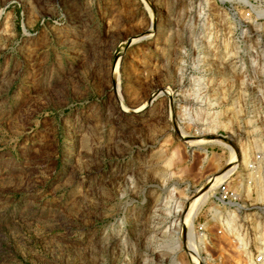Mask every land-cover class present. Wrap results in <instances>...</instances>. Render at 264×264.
I'll return each instance as SVG.
<instances>
[{"label": "rangeland", "instance_id": "1", "mask_svg": "<svg viewBox=\"0 0 264 264\" xmlns=\"http://www.w3.org/2000/svg\"><path fill=\"white\" fill-rule=\"evenodd\" d=\"M263 159L264 0H0V264L258 250Z\"/></svg>", "mask_w": 264, "mask_h": 264}, {"label": "built area", "instance_id": "2", "mask_svg": "<svg viewBox=\"0 0 264 264\" xmlns=\"http://www.w3.org/2000/svg\"><path fill=\"white\" fill-rule=\"evenodd\" d=\"M216 193L213 195V199L219 205L224 206V208L237 210L238 205V193L234 188H232L228 183L221 181L216 188ZM236 206V207H235ZM196 232L200 236H207V231L202 224L196 227ZM217 233H225L228 235L229 245L227 251L221 257L212 256L210 259V264H262L264 262V250H257L244 238H240L239 235L247 234L248 237L252 234L248 226L243 227L239 223L232 225V227H225L221 223V227L217 229ZM238 234V237H237ZM207 239V238H206ZM241 239L246 242V244L241 242ZM206 241V240H205Z\"/></svg>", "mask_w": 264, "mask_h": 264}, {"label": "bare ground", "instance_id": "3", "mask_svg": "<svg viewBox=\"0 0 264 264\" xmlns=\"http://www.w3.org/2000/svg\"><path fill=\"white\" fill-rule=\"evenodd\" d=\"M164 92H168L167 90L166 91H164ZM230 149L229 150H231V151H233L234 152V150H233V148H231V147H229ZM238 155H239V157H240V155L241 154H239L238 153ZM243 156H242V158L241 159H239V161H241L242 162V164L244 165V168L246 169V172H251V173H253V174H255L254 172L255 171H252L250 168H249V166H248V163H247V161H248V159H247V157H246V154H242ZM264 161V159L262 160V161H260L259 162V166H260V164L262 163ZM263 166V165H262ZM260 168V167H259ZM258 168V169H259ZM258 172V171H257ZM250 177L251 176H253L252 174H248ZM248 176V177H249ZM224 178V176H219L218 178H216L215 180H213V181H211L210 182V185L211 184H215L217 181H221L222 179ZM249 186V185H248ZM249 188V187H248ZM247 190V189H246ZM250 190V189H249ZM246 191V193L247 192H250V191ZM249 194V193H248ZM251 195V194H250ZM205 196H206V194H205ZM208 196V195H207ZM207 196L206 197H203V198H201V199H199L198 201H197V203L196 204H194L192 207H191V209L193 208V207H196V208H199L202 204H204L205 203V201L207 200ZM220 209V208H219ZM216 211V213L219 215V214H221L222 215V213H221V210L219 211L218 209H216L215 210ZM189 212V211H188ZM224 214H225V212H223ZM220 215V216H221ZM222 216H226V225L228 226V227H232V225H235V223L236 222H238L237 221V215H236V213H234L233 211H226V214L225 215H222ZM224 218V217H223ZM225 220V219H224ZM255 221V220H254ZM256 222V224L254 223V229H255V231H253V232H255V234H254V239L252 238V240L256 243V245H258V250H264V225L262 224V222L261 221H255ZM225 225V224H224ZM202 237V236H201ZM239 237L240 238H244L245 240H247V234H245V235H239ZM244 239H241V242L242 243H244V244H246V242L245 241H243ZM249 240V239H248ZM247 240V241H248ZM250 242V241H249ZM191 244V243H190ZM179 244H177V246H176V248L175 249H177L179 246H178ZM262 264H264V262L262 263Z\"/></svg>", "mask_w": 264, "mask_h": 264}]
</instances>
